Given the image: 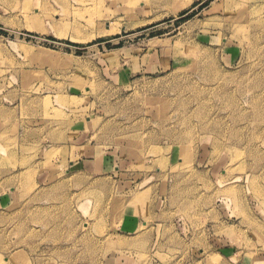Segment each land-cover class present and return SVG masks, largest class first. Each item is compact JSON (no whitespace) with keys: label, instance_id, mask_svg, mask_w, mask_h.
<instances>
[{"label":"rangeland","instance_id":"1","mask_svg":"<svg viewBox=\"0 0 264 264\" xmlns=\"http://www.w3.org/2000/svg\"><path fill=\"white\" fill-rule=\"evenodd\" d=\"M0 264H264V0H0Z\"/></svg>","mask_w":264,"mask_h":264},{"label":"crops","instance_id":"2","mask_svg":"<svg viewBox=\"0 0 264 264\" xmlns=\"http://www.w3.org/2000/svg\"><path fill=\"white\" fill-rule=\"evenodd\" d=\"M72 128V126H71ZM74 130H72L70 132V136L66 139L65 141H70L71 143H76V142H81L83 140V137L84 136H81L82 135V132L80 131H76L75 133L73 132ZM62 140V139H61ZM81 144V143H80ZM84 147L83 145H80L78 148L79 150ZM68 153L69 155H71L70 153V150H68ZM103 163H101V161L99 162V164H96L95 161H89V160H82V159H76V160H71V159H68V170H74L76 169L77 167L79 169H84L86 170V168H97V167H102ZM78 169V170H79ZM38 184V182H36ZM131 213L134 212V211H130ZM143 220L142 218H138L136 217L135 215H132V214H125L122 218V221H121V228L123 231H126V232H130V231H138L139 227L140 226H143L145 223L144 221H141Z\"/></svg>","mask_w":264,"mask_h":264}]
</instances>
